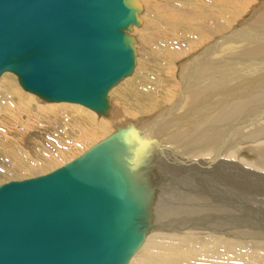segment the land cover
<instances>
[{
    "label": "bare ground",
    "instance_id": "bare-ground-1",
    "mask_svg": "<svg viewBox=\"0 0 264 264\" xmlns=\"http://www.w3.org/2000/svg\"><path fill=\"white\" fill-rule=\"evenodd\" d=\"M139 2L144 15L129 31L141 37L155 64H134L132 76L108 89L102 111L64 100L42 105L35 93L16 86L13 72L4 75L0 161L20 172L49 171L129 128L137 133L119 140L113 155L121 170L127 160L126 172L116 168L113 177L128 194L130 214L145 217L140 243L125 264H264V2ZM258 3L259 14L246 21ZM238 22L237 40L245 42L230 35ZM180 60L186 62L177 82ZM4 71L10 70L0 76ZM112 88L116 101L108 100ZM151 145L162 162H151ZM104 158L102 151L73 171L91 175L90 183L102 190L94 204L101 216L88 235L108 250L102 264H109L118 260L127 234L119 228L118 208H107L113 198ZM142 160L154 163L155 180L146 177L151 189L134 198L125 175L132 170L128 161ZM186 164L193 171L183 172ZM157 180L165 182L152 192Z\"/></svg>",
    "mask_w": 264,
    "mask_h": 264
},
{
    "label": "water",
    "instance_id": "water-1",
    "mask_svg": "<svg viewBox=\"0 0 264 264\" xmlns=\"http://www.w3.org/2000/svg\"><path fill=\"white\" fill-rule=\"evenodd\" d=\"M140 8L139 0H0V73L14 72L25 89L49 100L102 111L108 89L133 70L134 38L125 30L139 23ZM135 133L119 130L50 172L1 184L0 264H102L108 250L88 235L101 216L94 204L102 190L90 183L91 175L73 171L102 151L113 198L105 205L118 208L119 228L127 234L118 260L107 261L125 264L140 243L138 226L145 216L127 210L128 194L113 177L127 160L121 170L113 155L119 140ZM138 173H126L127 186L136 184ZM145 180L136 184L142 191ZM128 188L134 198L143 195Z\"/></svg>",
    "mask_w": 264,
    "mask_h": 264
},
{
    "label": "rangeland",
    "instance_id": "rangeland-1",
    "mask_svg": "<svg viewBox=\"0 0 264 264\" xmlns=\"http://www.w3.org/2000/svg\"><path fill=\"white\" fill-rule=\"evenodd\" d=\"M264 2V0H261V4ZM142 8V7H141ZM141 8H140V11H141ZM256 8L257 9H255V11L253 10H251L246 16H245V19H246V21L247 20H250L251 18H254L256 15H257V12H258V14H259V10H260V8H261V5H259V3L256 5ZM264 9V8H263ZM141 15H144V13L142 14L141 12H140V15H139V11L137 12V16L139 17V19H140V17H141ZM242 20H240L239 22H241ZM243 21H244V19H243ZM236 23V25H235V27L230 31V35H231V32H233V34L231 35V37L233 36V38L232 39H234V38H236V40H237V37L239 36V31L241 30V27H242V24H240V23ZM239 31H238V30ZM236 30V31H235ZM129 29L128 30H125V32L128 34V35H130V36H132L133 38H134V43H133V46H134V48H135V65L137 64H142L143 66H148V67H151L152 65H154L155 63V61L154 62H152V60H150V55H148L149 54V49H148V46L146 45V44H144L143 42H140V40L142 41V39H141V37L139 36V37H137V35L135 34V33H133V32H131V31H129ZM239 32V33H238ZM131 33V34H130ZM133 33V34H132ZM235 33V34H234ZM237 35V36H236ZM136 36V37H135ZM263 37V36H262ZM139 38V39H138ZM235 40V39H234ZM235 40V41H236ZM242 41H247V40H237L236 42H242ZM249 42V41H248ZM260 42H264V39L262 38V40L260 41L259 40V43ZM253 43V42H252ZM254 43H258V41L256 42V41H254ZM144 44V45H143ZM143 45V46H142ZM146 45V46H145ZM138 46V47H137ZM138 50V51H137ZM146 50V51H145ZM148 52V53H147ZM146 53V54H145ZM146 56V57H145ZM147 57H149V58H147ZM145 58H147V59H145ZM143 59H144V61H143ZM136 60H141V61H136ZM146 62H150V63H146ZM184 62H186V60H180L178 63H176V64H174V67H176L177 69H178V73H173L174 75V77H176V80H177V82H178V79H179V77H180V74H181V72H180V66L184 63ZM144 63V64H143ZM154 63V64H153ZM135 70H133L132 72H131V74L130 75H128V77H130V76H132L133 75V72H134ZM7 72H12V71H4L2 74H1V76H0V85L2 86V85H4L5 84V78H7V76H4ZM12 75H14L13 77H14V81H15V84H16V86H18V87H20L21 86V89H23V90H25L26 91V89H24V87L21 85V83H20V80H19V78H18V76L13 72L12 73ZM127 76L126 77H124L123 79H126V78H128ZM167 77V76H166ZM123 79H121V80H123ZM121 80L119 81V82H121ZM1 82H2V84H1ZM118 82V83H119ZM20 86H19V85ZM150 85V82H149V84H148V86ZM27 91H29V90H27ZM30 92V91H29ZM32 93H35V92H32ZM36 95H37V97H38V99H39V102H40V104H47V103H50L51 101H54V100H49V99H47V98H44L43 96H41V95H38L37 93H35ZM109 95H108V100H110V101H116V99L117 98H113L112 96V94H113V88L109 91V93H108ZM112 95V96H111ZM115 99V100H114ZM50 101V102H49ZM118 102L119 103H122V101H120V100H118ZM81 106H83V105H81ZM100 117H102V115H100ZM29 134V133H28ZM36 134V132H34V133H31V135L29 134V137H31L32 135H35ZM148 143V142H147ZM147 143H146V145H147ZM149 145V144H148ZM147 148H148V146H147ZM150 149H151V151H152V153H153V155H151L152 157H151V162H154L155 164H157V162H162V161H160V159H156L155 157H153L154 156V151H153V146L151 145L150 146ZM139 153H141V154H146L144 151H142V152H139ZM150 154L148 153V156H149ZM149 159V158H148ZM154 159H156L155 161H154ZM71 160H73V159H71ZM136 160V159H135ZM137 161V160H136ZM136 161H131L133 164H132V166H133V168L131 167V165L130 166H128V167H131V169H132V171H135V172H140V173H138L139 174V176L140 177H142L143 178V175L145 176V173H148L147 175L148 176H145V178L147 177L148 178V180H149V182H152L153 180H155L154 178H151V175L154 173L153 171H155L156 172V170H157V168H152V165L154 164V163H151V162H145V160H142L143 162H141L140 164H138V162H136ZM141 161V160H140ZM135 162H136V165H135ZM66 163H68V162H65L64 164H66ZM184 163H186V162H184ZM63 164V165H64ZM10 164L9 163H5V162H3V161H0V185L1 184H3V183H6V182H9V181H11V180H23V179H27V178H31V177H35V176H38V175H42V174H45V172L47 173V172H50V171H52V170H54V169H56V168H58V167H60V166H58V167H56V168H54V169H52V170H49V171H45V172H39V171H37L38 173H28V172H20L19 170L17 171V170H13L14 168L13 167H11L10 168V166H9ZM151 165V167H150V169H149V167L148 166H150ZM186 165H188V166H185L186 168H187V170H186V168H183V172H191V171H193V170H191V167L189 166V164H186ZM139 167V168H138ZM148 167V168H147ZM140 168H142V169H140ZM145 168V169H144ZM152 170V171H151ZM177 170V169H176ZM182 170V169H181ZM2 171V172H1ZM6 171V172H5ZM147 171V172H146ZM175 170H173V172H174ZM5 173V174H4ZM27 173H28V175H27ZM186 175V174H185ZM185 175H181V176H179L177 179H181V177H184ZM139 178H137V180H138ZM176 179V180H177ZM136 180V178H135V181H137ZM175 180V181H176ZM156 182H159V180H157ZM163 182H165V180H163L161 183H158L159 185L157 186V189H152V192H156V191H159V189L161 188V186H162V184H163ZM165 184V183H164ZM176 184V182H171V183H168V184H165V186H164V193H165V190L166 189H169L172 185H175ZM132 184H130L129 186L130 187H132L131 186ZM147 188H149V187H147ZM149 189H151V188H149ZM139 190H141L140 188H139ZM142 191V190H141ZM132 197V196H131ZM131 199V198H130Z\"/></svg>",
    "mask_w": 264,
    "mask_h": 264
}]
</instances>
